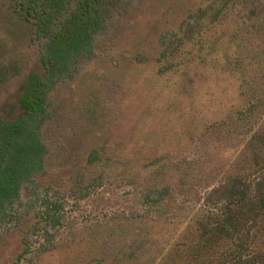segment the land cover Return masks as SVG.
<instances>
[{"label":"rangeland","instance_id":"obj_1","mask_svg":"<svg viewBox=\"0 0 264 264\" xmlns=\"http://www.w3.org/2000/svg\"><path fill=\"white\" fill-rule=\"evenodd\" d=\"M224 7L230 16L211 23ZM248 12H264V0L119 1L93 53L48 93L44 171L0 219V264H100L92 239L113 222L143 233L136 249L150 251L156 229L209 209L207 193L237 165L245 138L218 118L237 102L224 62L263 43L243 35L256 23ZM41 44L0 0V114L38 68ZM165 46L175 70L159 60Z\"/></svg>","mask_w":264,"mask_h":264},{"label":"trees","instance_id":"obj_2","mask_svg":"<svg viewBox=\"0 0 264 264\" xmlns=\"http://www.w3.org/2000/svg\"><path fill=\"white\" fill-rule=\"evenodd\" d=\"M119 1L6 0L31 40L42 44L38 68L24 77L11 111L0 114V219L19 199L23 185L35 186L34 176L44 171L48 148L41 130L51 117L48 93L93 53L95 37L107 27ZM224 9L212 12L210 22L230 16ZM197 13L193 20L201 17ZM248 14L256 23L254 31L244 32L245 39L264 35V12ZM170 47L163 48L159 60L165 61L166 70H175L167 60ZM255 52L224 62L235 78L237 102L218 120L239 127L245 138L237 148V165L207 193L209 209L173 228L152 226L160 243L150 251L136 249L143 233L127 224L103 226L92 239L100 264H264V37ZM6 72L0 61V81ZM105 164L97 166L102 170ZM152 171L159 168L154 165ZM107 240L122 244L106 251Z\"/></svg>","mask_w":264,"mask_h":264}]
</instances>
